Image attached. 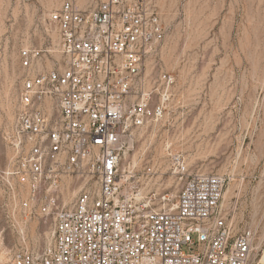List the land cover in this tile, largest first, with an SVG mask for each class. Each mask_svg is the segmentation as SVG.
I'll use <instances>...</instances> for the list:
<instances>
[{
	"label": "built area",
	"instance_id": "1",
	"mask_svg": "<svg viewBox=\"0 0 264 264\" xmlns=\"http://www.w3.org/2000/svg\"><path fill=\"white\" fill-rule=\"evenodd\" d=\"M51 51H20L27 71L12 129L21 207L53 222L49 244L13 264H252L257 232L222 208L226 178L169 154L176 201L153 193L157 167L124 168L135 132L163 118L175 78L149 72L165 28L152 0H64L49 17ZM162 88V89H161ZM83 186L62 202L66 177ZM189 251H186L185 248Z\"/></svg>",
	"mask_w": 264,
	"mask_h": 264
},
{
	"label": "rangeland",
	"instance_id": "2",
	"mask_svg": "<svg viewBox=\"0 0 264 264\" xmlns=\"http://www.w3.org/2000/svg\"><path fill=\"white\" fill-rule=\"evenodd\" d=\"M63 1L0 0V264H13L17 250L37 251L52 238L53 221L38 214L29 218L30 211L21 207L27 194L13 191L19 178L13 175L12 129L27 72L20 51L28 46L51 51L41 66L59 58L58 31L49 17ZM152 2L165 38L149 72L155 65L153 76L170 73L175 83L163 118L135 132L134 148L123 165L142 170L155 164L162 175L153 193L168 194L171 202L181 184L170 153L182 155L191 173L223 175L227 184L221 206L238 229L257 232L255 249L262 243L252 264H264V0ZM66 178L72 190L83 186L75 176ZM64 197L62 191V202Z\"/></svg>",
	"mask_w": 264,
	"mask_h": 264
},
{
	"label": "bare ground",
	"instance_id": "3",
	"mask_svg": "<svg viewBox=\"0 0 264 264\" xmlns=\"http://www.w3.org/2000/svg\"><path fill=\"white\" fill-rule=\"evenodd\" d=\"M46 1V0H45ZM54 2V1H53ZM55 2H56V0H55ZM51 3V2H50ZM53 4H55V3H53ZM163 2H162V6H163ZM166 7V6H165ZM165 7H164V9H165ZM166 57H168V56H166ZM168 60V59H167ZM177 63V62H176ZM174 64V63H173ZM170 65V64H169ZM184 94V93H183ZM10 115V114H9ZM12 116V115H11ZM209 121V120H208ZM212 126V125H211ZM150 140V139H149ZM149 144V143H148ZM147 146L145 145L144 147H143V152L144 153H146V151L148 150L147 148H146ZM146 148V149H145ZM130 154V152H127L126 153V155H125V159H126V161H127V158H128V155ZM136 156V155H135ZM139 156V155H138ZM134 158V157H133ZM125 163V162H124ZM134 163H137V157H135L134 158ZM155 165V164H154ZM132 166H135V164H132V163H125L124 164V168H129V167H132ZM156 166V165H155ZM157 167V166H156ZM157 176L155 177V180H157V178H158V175H159V168L157 167ZM161 173V172H160ZM162 175V173L160 174V176ZM71 184H72V181L71 180H69L68 178H65V180H64V182H63V188H62V191H63V193H64V199H65V201H64V203L65 204H70V203H72L73 202V200H74V198H75V196L77 195V193L79 192V189H76V190H72L71 189ZM231 186V185H230ZM230 199V198H229ZM225 201V200H224ZM226 203V202H225ZM224 206V205H223ZM28 217L30 218V216L28 215ZM25 228V227H24ZM256 240H258V239H256ZM261 243H262V239H260V241L258 242V244H257V247H256V249H257V253L259 252V250H260V248H261ZM256 244V243H255ZM256 253V254H257ZM4 254V253H3ZM256 254H254L255 256H256ZM2 256V255H1ZM262 261L264 262V253H263V257H262Z\"/></svg>",
	"mask_w": 264,
	"mask_h": 264
}]
</instances>
